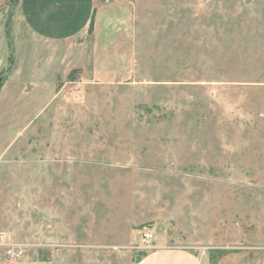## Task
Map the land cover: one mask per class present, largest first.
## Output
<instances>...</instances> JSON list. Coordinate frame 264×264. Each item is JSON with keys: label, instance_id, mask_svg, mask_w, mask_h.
<instances>
[{"label": "rangeland", "instance_id": "rangeland-1", "mask_svg": "<svg viewBox=\"0 0 264 264\" xmlns=\"http://www.w3.org/2000/svg\"><path fill=\"white\" fill-rule=\"evenodd\" d=\"M130 2L97 73L10 58L0 4V264L264 247V0Z\"/></svg>", "mask_w": 264, "mask_h": 264}, {"label": "crops", "instance_id": "crops-1", "mask_svg": "<svg viewBox=\"0 0 264 264\" xmlns=\"http://www.w3.org/2000/svg\"><path fill=\"white\" fill-rule=\"evenodd\" d=\"M14 8L5 24L8 49L17 57V49L23 54L40 47L48 69L57 61L62 67L84 68L90 58L97 73L100 62L123 56L119 50L130 39V0H16ZM210 258L204 247L163 246L135 264H264V247L243 246L215 261Z\"/></svg>", "mask_w": 264, "mask_h": 264}, {"label": "built area", "instance_id": "built-area-1", "mask_svg": "<svg viewBox=\"0 0 264 264\" xmlns=\"http://www.w3.org/2000/svg\"><path fill=\"white\" fill-rule=\"evenodd\" d=\"M141 236H142V242L148 243L150 241V238L152 237V234L150 230H145L142 232Z\"/></svg>", "mask_w": 264, "mask_h": 264}, {"label": "trees", "instance_id": "trees-1", "mask_svg": "<svg viewBox=\"0 0 264 264\" xmlns=\"http://www.w3.org/2000/svg\"><path fill=\"white\" fill-rule=\"evenodd\" d=\"M92 27H93V22L91 21L90 26H89V32L92 31ZM8 46H9V48H10V47H11V44L8 43ZM10 51H11V49H10ZM11 56H12V51H11L9 57L11 58ZM144 255H146V254H143L142 257H143ZM142 257H141V258H142ZM141 258H140V259H141ZM210 259H211V261H215V260H216V259H214V257H212V258H210Z\"/></svg>", "mask_w": 264, "mask_h": 264}]
</instances>
